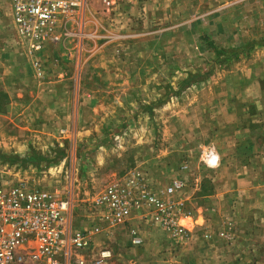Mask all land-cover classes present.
<instances>
[{"label": "rangeland", "instance_id": "rangeland-1", "mask_svg": "<svg viewBox=\"0 0 264 264\" xmlns=\"http://www.w3.org/2000/svg\"><path fill=\"white\" fill-rule=\"evenodd\" d=\"M55 36L38 76L0 0V176L68 198L79 228L133 170L179 179L182 238L139 213L93 243L114 264H264V0H86Z\"/></svg>", "mask_w": 264, "mask_h": 264}, {"label": "built area", "instance_id": "built-area-1", "mask_svg": "<svg viewBox=\"0 0 264 264\" xmlns=\"http://www.w3.org/2000/svg\"><path fill=\"white\" fill-rule=\"evenodd\" d=\"M85 1L8 0L16 39L38 76L48 39L56 37L55 32ZM129 1L100 3L109 10ZM202 161L216 167L219 155L209 148ZM182 185L173 179L157 191L149 187L141 171L133 170L85 199L90 224L79 228L72 225L68 198L0 176V264H114L112 251L96 246L94 238L98 233L112 234L139 213L182 238L185 230L178 222L182 207L172 197ZM130 233L131 243L139 245L142 237L134 229Z\"/></svg>", "mask_w": 264, "mask_h": 264}, {"label": "crops", "instance_id": "crops-1", "mask_svg": "<svg viewBox=\"0 0 264 264\" xmlns=\"http://www.w3.org/2000/svg\"><path fill=\"white\" fill-rule=\"evenodd\" d=\"M188 218V219H187ZM187 221L190 220V223H191V227L195 226L198 222H197V219L194 217V216H187Z\"/></svg>", "mask_w": 264, "mask_h": 264}]
</instances>
